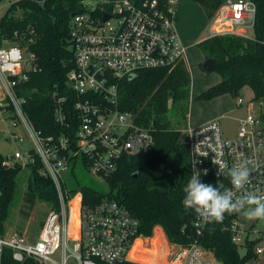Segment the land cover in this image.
Returning <instances> with one entry per match:
<instances>
[{
	"label": "built area",
	"instance_id": "obj_1",
	"mask_svg": "<svg viewBox=\"0 0 264 264\" xmlns=\"http://www.w3.org/2000/svg\"><path fill=\"white\" fill-rule=\"evenodd\" d=\"M82 3L85 10L72 16L69 36L75 66L68 73V83L77 95L74 108L79 121L74 130L66 110L68 96H58L57 91L55 118L69 130L44 135L36 128L25 111L27 91L23 85L29 72L36 69L35 56L27 44L0 41V109L8 122L6 132L10 141L29 144L24 152L17 148L6 155L3 164H17L23 170L40 158L41 173L52 178L58 195V203L51 204L37 240L29 241L23 233L8 232L0 225V264H6L9 254L18 263L115 264L135 261L133 258L148 248L150 236L140 233L139 219L130 209L107 196L84 203L82 191L70 187L66 176H75L76 168L82 165L106 180L124 156L153 148L152 129L136 123L132 112L122 111L115 104L120 79L146 68L187 64V47L177 28L178 0L164 4L160 0ZM106 14L109 18L104 19ZM213 20L209 37L254 39L257 5L253 0H225ZM238 101L242 104L244 100L239 97ZM239 120L232 137L225 135L219 117L185 128L190 175L199 171L202 182L223 190L231 187L226 169L218 174V165L212 161H221L228 168L247 161L251 175L246 190L264 193V121L253 112ZM218 223L240 249L256 254L263 251L260 243L264 231L254 228L256 221L246 227L243 215L226 213ZM193 225L194 241L175 244L171 251L162 243L161 251L152 250L148 264H222L199 241L208 224L194 213ZM138 239L141 243L131 254Z\"/></svg>",
	"mask_w": 264,
	"mask_h": 264
},
{
	"label": "trees",
	"instance_id": "obj_2",
	"mask_svg": "<svg viewBox=\"0 0 264 264\" xmlns=\"http://www.w3.org/2000/svg\"><path fill=\"white\" fill-rule=\"evenodd\" d=\"M139 4L145 0H132ZM211 18L225 0H193ZM257 5L254 39L235 35H217L198 43L206 57L216 60L215 71L221 80L202 91L199 99L212 100L224 94L239 96L246 86L254 100H264V0ZM161 4L168 0H160ZM85 10L82 0H15L0 17V41L27 44L35 56L36 69L24 82L27 91L25 111L44 135L67 132L55 118L58 96H68L66 110L73 130L78 126L74 108L76 92L68 83V73L75 66V54L70 46V24L73 12ZM21 12V14L17 12ZM191 75L187 64L175 67L142 69L119 81L115 107L130 111L139 125L152 129L155 144L146 153L124 156L118 168L106 176L108 190L91 185H79L84 203L107 196L125 205L139 219L140 233L150 236L155 227H162L173 244L188 245L197 236L193 225L194 211L186 209L183 188L190 179L189 145L186 135L173 125L169 110L186 119L190 98ZM264 121V114H261ZM0 153V225L5 226L17 187L20 165L3 164ZM28 189L38 197L57 205L54 181L41 173L42 161L37 158L28 166ZM199 241L210 249L222 264H248L257 256L253 250L241 254L228 231L219 223L208 224ZM137 247L141 240H137ZM135 250V252H136ZM6 264H36L33 260L16 262L9 254ZM115 264H144L123 260Z\"/></svg>",
	"mask_w": 264,
	"mask_h": 264
},
{
	"label": "rangeland",
	"instance_id": "obj_3",
	"mask_svg": "<svg viewBox=\"0 0 264 264\" xmlns=\"http://www.w3.org/2000/svg\"><path fill=\"white\" fill-rule=\"evenodd\" d=\"M13 1L15 0H0V17ZM217 9L213 16L209 18L204 9L193 0H178L177 28L187 47V67L191 75L190 98L187 116L185 120H182L183 123L181 125L178 124L179 116L172 108L169 110L168 115L173 125L178 126L184 135L185 128L188 125L196 126L212 118L219 117L225 135L232 137L239 128L240 118L250 112L258 115L264 114V100H254L253 91L248 86L244 87L240 95L236 97L224 94L212 100L198 98L202 91L221 80L218 72H208L203 69L202 64L207 57L198 45L202 39L208 38L211 34L213 18ZM17 13L21 14L20 11ZM239 97L244 100L242 104L238 101ZM7 125L8 122L3 119L2 110L0 109V153L5 156L11 155L17 148L24 152L29 147L28 142L16 143L10 141L6 132ZM29 177L30 169L28 168L23 169L17 177L16 194L11 203L8 217L5 220V228L8 232L23 233L29 241H35L39 237L42 223L46 219L52 205L49 201L38 197L28 189ZM66 178L70 187L91 185L102 191L108 190V184L105 179L87 171L82 165L76 168L75 176L69 174ZM245 219V226H252L253 221ZM254 228L264 231V221H256ZM147 242L148 248L139 253L140 257L133 258L135 262L148 264L151 260L152 250L158 249V251H161L162 243L166 251H171L176 246L168 240L160 226L154 229ZM260 245L263 247V251L252 258L248 264H264V240ZM240 251L241 254L249 252L247 248H241Z\"/></svg>",
	"mask_w": 264,
	"mask_h": 264
},
{
	"label": "clouds",
	"instance_id": "obj_4",
	"mask_svg": "<svg viewBox=\"0 0 264 264\" xmlns=\"http://www.w3.org/2000/svg\"><path fill=\"white\" fill-rule=\"evenodd\" d=\"M212 162L218 165V174L226 169L231 187L221 190L220 186L204 183L200 172L194 171L183 188V206L194 211L206 224L221 222L226 213L241 214L250 221H264V193L246 190L251 175L248 162L230 168L221 161Z\"/></svg>",
	"mask_w": 264,
	"mask_h": 264
},
{
	"label": "water",
	"instance_id": "obj_5",
	"mask_svg": "<svg viewBox=\"0 0 264 264\" xmlns=\"http://www.w3.org/2000/svg\"><path fill=\"white\" fill-rule=\"evenodd\" d=\"M74 15H75V12H73L71 14V16H74ZM107 18H109L108 14L105 15L104 19H107ZM202 66H203V69H205L206 71L213 72V71H215V68H216V60L212 57H207L204 60Z\"/></svg>",
	"mask_w": 264,
	"mask_h": 264
},
{
	"label": "bare ground",
	"instance_id": "obj_6",
	"mask_svg": "<svg viewBox=\"0 0 264 264\" xmlns=\"http://www.w3.org/2000/svg\"><path fill=\"white\" fill-rule=\"evenodd\" d=\"M137 242L135 243V245H134V247H133V249L131 250V254H133V253H135V250H136V247H137ZM137 251V250H136Z\"/></svg>",
	"mask_w": 264,
	"mask_h": 264
},
{
	"label": "crops",
	"instance_id": "obj_7",
	"mask_svg": "<svg viewBox=\"0 0 264 264\" xmlns=\"http://www.w3.org/2000/svg\"><path fill=\"white\" fill-rule=\"evenodd\" d=\"M177 20H178V17H177ZM179 31V30H178ZM179 34H180V32H179ZM180 37H181V34H180ZM181 39H182V37H181ZM203 40V39H202ZM182 41H183V39H182ZM217 118V117H216ZM213 119V118H212ZM211 120V119H210ZM209 121V120H208ZM204 123V122H203ZM201 124V123H200ZM198 125V124H197Z\"/></svg>",
	"mask_w": 264,
	"mask_h": 264
}]
</instances>
